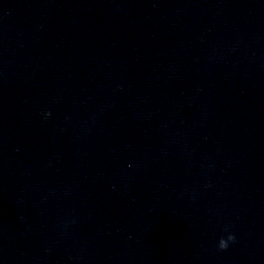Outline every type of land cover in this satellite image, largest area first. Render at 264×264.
I'll return each mask as SVG.
<instances>
[{
  "label": "clouds",
  "instance_id": "clouds-1",
  "mask_svg": "<svg viewBox=\"0 0 264 264\" xmlns=\"http://www.w3.org/2000/svg\"><path fill=\"white\" fill-rule=\"evenodd\" d=\"M47 115H50V113H48ZM235 240H236L235 235L232 234V233H229L226 238L225 237H221L219 239V241H218V248L220 250H222V251L227 250L228 247H229V244L230 243H234Z\"/></svg>",
  "mask_w": 264,
  "mask_h": 264
}]
</instances>
